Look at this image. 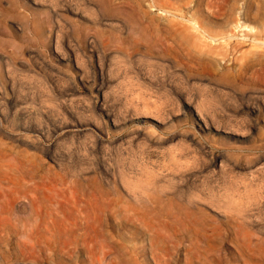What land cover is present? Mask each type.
Returning <instances> with one entry per match:
<instances>
[{"label": "rangeland", "instance_id": "1", "mask_svg": "<svg viewBox=\"0 0 264 264\" xmlns=\"http://www.w3.org/2000/svg\"><path fill=\"white\" fill-rule=\"evenodd\" d=\"M0 264H264V0H0Z\"/></svg>", "mask_w": 264, "mask_h": 264}]
</instances>
